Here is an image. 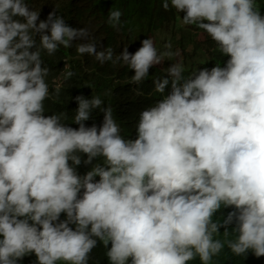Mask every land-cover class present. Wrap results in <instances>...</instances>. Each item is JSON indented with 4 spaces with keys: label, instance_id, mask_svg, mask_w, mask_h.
<instances>
[{
    "label": "clouds",
    "instance_id": "obj_1",
    "mask_svg": "<svg viewBox=\"0 0 264 264\" xmlns=\"http://www.w3.org/2000/svg\"><path fill=\"white\" fill-rule=\"evenodd\" d=\"M160 4L184 13L181 25L202 30L228 59L186 77L182 60L163 69L167 76L152 79L160 99L127 138L99 95L74 98L76 128L66 112L44 114L60 87L50 91L42 57L90 38L88 29L56 10L37 23L40 9L28 0H0V264L32 254L35 264H89L98 242L108 264H214L225 246L264 256V15L256 0ZM121 17L111 10L107 22L119 30ZM140 43L115 54L89 39L75 50L133 70L138 86L180 56L170 42L159 52L151 37ZM73 75L63 72L65 81ZM93 109L102 123L86 126ZM82 164L90 165L83 175ZM222 207L232 210L214 220ZM220 228L224 240L215 238Z\"/></svg>",
    "mask_w": 264,
    "mask_h": 264
},
{
    "label": "trees",
    "instance_id": "obj_2",
    "mask_svg": "<svg viewBox=\"0 0 264 264\" xmlns=\"http://www.w3.org/2000/svg\"><path fill=\"white\" fill-rule=\"evenodd\" d=\"M28 3L30 8L40 9L37 23L45 20L50 12L56 10V14L63 16L67 25L76 29L87 28L90 33V38L74 39L72 48L60 47L55 55L42 57L44 60L42 66L50 69V75L47 78L50 91L57 86L60 87L58 98L45 100L44 114L66 112L68 120L65 123L73 128L78 127L71 119L77 108L74 98L83 95L90 99L92 95H99L104 101L102 107L112 108L113 117L121 126V134L127 138H135L134 126L139 112L160 99V95L152 91V79L167 76L163 69L170 67L171 65L167 66L169 63L181 57L190 60V65L185 66L183 73L186 77L197 68L211 69L218 63L223 67L228 59L214 50V42L202 30L195 25H181L180 19L184 13L178 14L171 8L165 11L161 7L160 0H28ZM256 3L261 15H264V0H256ZM115 9L122 12L119 30L111 27L107 22L108 13ZM158 33L169 35L171 50L174 52L179 50L180 56L150 68L149 76L138 86L129 82L130 77L134 75L133 70L120 64L114 65L110 61L101 65L94 57L87 54L80 56L75 50L77 43H88L91 39L96 43L97 51L111 47L115 54H120L127 46L128 51L134 53L141 46L140 42L143 39L151 37L156 41ZM202 34L205 39L201 41ZM35 39L39 41V34ZM66 68H70L74 75L65 81L63 72ZM60 80H62L61 83ZM134 89H138L142 94L137 95ZM109 90L110 95H104ZM169 91L170 85L165 89V94ZM102 120L103 112L100 109H93L90 119L84 123L86 126L92 124L99 126ZM82 159L86 157L82 155ZM89 167L90 165L82 164L77 171L83 175ZM231 210V208L222 207L213 219L222 221L223 216ZM64 218L62 214L61 219ZM228 227L230 232L234 224ZM215 238L225 239L224 228H220ZM106 251L107 249L98 242L97 247L90 254L89 264H108ZM35 259L32 254L19 260L18 264H35ZM213 262L214 264H264V256L257 258L251 252L237 256L225 246L219 256L213 258ZM189 264H200L199 258L190 261Z\"/></svg>",
    "mask_w": 264,
    "mask_h": 264
},
{
    "label": "rangeland",
    "instance_id": "obj_3",
    "mask_svg": "<svg viewBox=\"0 0 264 264\" xmlns=\"http://www.w3.org/2000/svg\"><path fill=\"white\" fill-rule=\"evenodd\" d=\"M204 34H202V38L200 39L201 41L205 39V37L203 36ZM157 40L154 41L155 43V46L157 47L158 49V52L159 51H164V48H163V45L165 42H170V38H169V35H167L166 33H158L157 36H156ZM189 52H191L190 49H188ZM187 51V52H188ZM167 60V59H166ZM179 60H182L183 64L185 66H189L190 65V60H187L186 58L184 57H181ZM177 60L173 63H176ZM172 63H169L167 66L171 65ZM62 80H60L59 82L61 83Z\"/></svg>",
    "mask_w": 264,
    "mask_h": 264
}]
</instances>
